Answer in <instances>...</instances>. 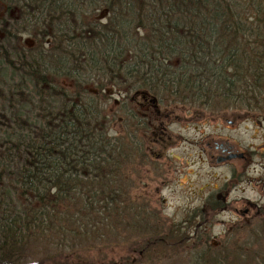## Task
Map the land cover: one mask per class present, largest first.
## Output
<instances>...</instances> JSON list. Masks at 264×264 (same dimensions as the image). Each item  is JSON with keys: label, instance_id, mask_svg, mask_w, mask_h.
<instances>
[{"label": "trees", "instance_id": "trees-1", "mask_svg": "<svg viewBox=\"0 0 264 264\" xmlns=\"http://www.w3.org/2000/svg\"><path fill=\"white\" fill-rule=\"evenodd\" d=\"M0 6V264H113L114 247L131 264H161L185 252L189 221L150 212L149 202L130 194L135 161L149 157L139 136L149 122L129 95L147 92L164 106L212 113L257 109L264 100V0ZM101 8L105 21L90 18ZM23 33L40 47L51 39L50 47L26 49ZM115 89L128 97L110 111ZM114 117L122 136L112 134ZM222 245L220 254L199 252L204 258L194 264H264V252L251 253V244Z\"/></svg>", "mask_w": 264, "mask_h": 264}, {"label": "rangeland", "instance_id": "rangeland-1", "mask_svg": "<svg viewBox=\"0 0 264 264\" xmlns=\"http://www.w3.org/2000/svg\"><path fill=\"white\" fill-rule=\"evenodd\" d=\"M2 8L3 10L5 9L3 6ZM2 8L0 6V14H3ZM14 14L17 16V12L14 11ZM105 16L106 12L101 8L90 18L102 17V20L105 21ZM20 40L25 48V44L28 43L32 49L37 47L36 50L40 52L42 47H50L49 42L51 39H48L47 44L42 47H40L38 40L28 33H23ZM6 76H8V73ZM59 84H62L65 90L70 89L73 91L74 89L73 83L68 79L60 80ZM135 94L136 92H132L129 97L133 101L134 107L141 111L139 103L143 106V99L140 95ZM109 96L111 97H108L106 104L110 111H114L119 108L120 102L128 97V94L115 89ZM159 107L163 113L172 111V116L168 120L161 117L156 122V127L161 123L168 124L170 131L175 135H180L182 138L166 152L165 159L156 161V158L150 156L142 164L138 163V160L135 161L134 164L136 166H134L132 173L134 187L132 186L130 194L139 202H144L145 200L149 202L151 204L148 205L150 212L159 210L161 215L173 221H189L184 222V225L189 227L185 230L189 231V235L192 236L187 243L185 252L172 256L166 255V260H163L161 264H194L195 260L204 258L199 257L201 256L199 252L202 254L218 252L220 254L225 249L224 245L221 246L225 241L231 244L235 242L251 244L252 246L248 249L251 253L255 251L263 253L264 220L260 216H255L254 210L246 217L229 211L196 210L198 203L201 201L199 193L206 196L211 191L210 187L220 183L223 177L228 174L226 167L210 165L206 153V142L218 136H230L232 141H240L241 147L247 149L249 144L256 145V143L261 142L260 137H253L254 133H256L254 122L250 120L242 121L234 129L230 130L223 127L225 122H221V120L213 121L209 119L199 124L194 122V120L176 121L174 118L175 116H180L182 119L194 117L195 110H201V112L211 113L210 115H212V111L209 109H198L196 106L183 105L181 103L168 106H164L161 103ZM109 109L108 113L110 112ZM219 110H215L217 111L216 115L225 114L226 117L232 119L236 113H245V110H235L234 108L223 112H219ZM114 119L110 127L111 131H113L112 134L122 136L125 133L123 130L124 126L118 117H114ZM219 121L220 124H217ZM154 134L155 128L152 131L147 128L142 130L139 136L145 139V143H147L153 140ZM149 147L152 148V151L160 150L156 143L150 144ZM132 168L133 166H131ZM249 174L250 176H256L257 172L251 169ZM205 185L208 186L205 187ZM244 195L252 199L258 197L255 190H245ZM130 231L124 230L123 233H130ZM207 236H209V241H207ZM116 240L120 241L121 237ZM57 245L58 243L51 246H42L39 251L40 255L42 256L43 254L41 253H45L48 247L49 252H51V249ZM211 245H213L212 250H210L212 248ZM112 253L110 256L115 259L113 264H131L129 260L121 259V256L126 253H124L123 249L114 247ZM215 254L218 255L217 253ZM87 255L91 256L93 254ZM259 259L261 258L259 257Z\"/></svg>", "mask_w": 264, "mask_h": 264}, {"label": "flooded vegetation", "instance_id": "flooded-vegetation-1", "mask_svg": "<svg viewBox=\"0 0 264 264\" xmlns=\"http://www.w3.org/2000/svg\"><path fill=\"white\" fill-rule=\"evenodd\" d=\"M142 101L143 106L139 103L141 110L140 114L143 118L148 120V129L150 128L152 131L155 128V134L153 140L145 143L146 140L144 139L140 143L144 151L150 153L149 157L152 156V158H156V161L165 159L166 152H168V150L182 137L172 133L168 124L165 125L161 123L156 127V122L161 117L168 120L172 116V111L163 113L158 102L154 104L146 101L144 98ZM234 109L245 110V113H236L232 119L226 117L225 114L216 115L214 112L212 116L210 115L211 113L195 110L194 117H185L184 119L180 116L174 117L176 121L194 120V122H198L199 124L209 119L213 121L221 120V122H225L223 127L230 130L234 129L240 122L250 120L254 122L256 127V133H254L253 137L261 138L260 143H256V145L249 144L247 149L241 147L240 141H232L230 136H218L206 142V153L210 165L224 166L227 168L228 174L223 177L220 183H216L210 187L211 191L206 196L199 193L201 201L198 203L196 210L202 211L210 209L216 211H229L245 217L254 210L255 216H260L264 220V100L257 109ZM227 110L230 109L219 110V112ZM217 124H220V121ZM151 142H155L156 145L160 147V150L152 151V148L149 146L155 143ZM251 169L257 172L256 176H250L249 171ZM206 186L208 185H205V187ZM245 190L257 191L258 197L252 199L244 195Z\"/></svg>", "mask_w": 264, "mask_h": 264}, {"label": "water", "instance_id": "water-1", "mask_svg": "<svg viewBox=\"0 0 264 264\" xmlns=\"http://www.w3.org/2000/svg\"><path fill=\"white\" fill-rule=\"evenodd\" d=\"M141 96L148 102H151V103H154V104L156 103V99L149 97L146 92H143L141 94Z\"/></svg>", "mask_w": 264, "mask_h": 264}]
</instances>
